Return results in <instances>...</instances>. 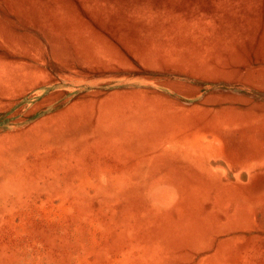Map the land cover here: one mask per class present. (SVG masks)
I'll return each instance as SVG.
<instances>
[{"label":"rangeland","instance_id":"374dc122","mask_svg":"<svg viewBox=\"0 0 264 264\" xmlns=\"http://www.w3.org/2000/svg\"><path fill=\"white\" fill-rule=\"evenodd\" d=\"M0 264H264V0H0Z\"/></svg>","mask_w":264,"mask_h":264}]
</instances>
